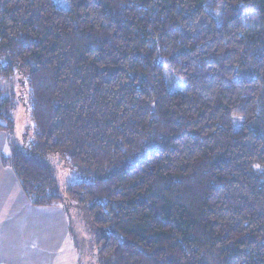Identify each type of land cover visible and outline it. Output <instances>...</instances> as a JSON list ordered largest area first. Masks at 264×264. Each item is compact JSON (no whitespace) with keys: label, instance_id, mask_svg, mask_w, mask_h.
Segmentation results:
<instances>
[{"label":"trees","instance_id":"obj_1","mask_svg":"<svg viewBox=\"0 0 264 264\" xmlns=\"http://www.w3.org/2000/svg\"><path fill=\"white\" fill-rule=\"evenodd\" d=\"M0 132L79 264H264V0H0Z\"/></svg>","mask_w":264,"mask_h":264},{"label":"crops","instance_id":"obj_2","mask_svg":"<svg viewBox=\"0 0 264 264\" xmlns=\"http://www.w3.org/2000/svg\"><path fill=\"white\" fill-rule=\"evenodd\" d=\"M3 155L9 137L0 132V264H77L68 212L33 205Z\"/></svg>","mask_w":264,"mask_h":264},{"label":"rangeland","instance_id":"obj_3","mask_svg":"<svg viewBox=\"0 0 264 264\" xmlns=\"http://www.w3.org/2000/svg\"><path fill=\"white\" fill-rule=\"evenodd\" d=\"M178 83L177 79H173V84L176 86ZM5 93H11L14 95L16 109L13 112V118L15 121V130L13 139L22 144L23 136L25 135L27 129L31 128L28 123L27 118V107L26 102L28 100L27 94L24 88V82L19 81V76L13 80V83L9 81L6 82ZM50 165L53 167L57 178L59 179L60 183L69 185L70 183H74L76 180L75 171L72 170L69 166L64 164L60 157H55L54 159L50 160ZM61 184V185H62ZM69 214V219L71 222V233L73 232L74 235L78 232H82L85 230V220L83 215L77 209H70L67 211ZM74 245H75V238L72 235ZM76 247V246H75ZM71 251V250H70ZM77 257V264H79V253L76 251Z\"/></svg>","mask_w":264,"mask_h":264}]
</instances>
